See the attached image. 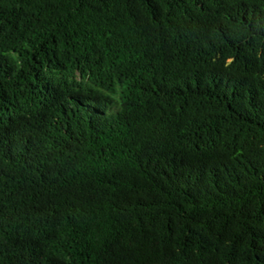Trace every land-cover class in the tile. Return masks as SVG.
<instances>
[{
    "label": "trees",
    "instance_id": "trees-1",
    "mask_svg": "<svg viewBox=\"0 0 264 264\" xmlns=\"http://www.w3.org/2000/svg\"><path fill=\"white\" fill-rule=\"evenodd\" d=\"M0 264H264V0H0Z\"/></svg>",
    "mask_w": 264,
    "mask_h": 264
},
{
    "label": "rangeland",
    "instance_id": "rangeland-1",
    "mask_svg": "<svg viewBox=\"0 0 264 264\" xmlns=\"http://www.w3.org/2000/svg\"><path fill=\"white\" fill-rule=\"evenodd\" d=\"M121 94H122V88H118L117 93L115 94V105H117L118 103H121V100H122Z\"/></svg>",
    "mask_w": 264,
    "mask_h": 264
}]
</instances>
